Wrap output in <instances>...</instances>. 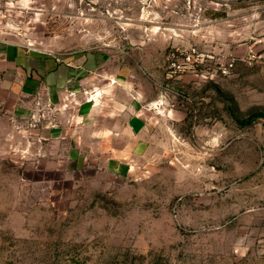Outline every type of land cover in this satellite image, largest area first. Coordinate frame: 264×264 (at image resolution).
Instances as JSON below:
<instances>
[{
  "label": "rangeland",
  "instance_id": "rangeland-1",
  "mask_svg": "<svg viewBox=\"0 0 264 264\" xmlns=\"http://www.w3.org/2000/svg\"><path fill=\"white\" fill-rule=\"evenodd\" d=\"M0 45L124 66L147 113L111 144L0 106V264H264V0H0Z\"/></svg>",
  "mask_w": 264,
  "mask_h": 264
},
{
  "label": "crops",
  "instance_id": "crops-1",
  "mask_svg": "<svg viewBox=\"0 0 264 264\" xmlns=\"http://www.w3.org/2000/svg\"><path fill=\"white\" fill-rule=\"evenodd\" d=\"M103 61L85 54L59 60L0 45V106L10 105L7 111L16 126L30 114L32 131L43 140L62 138L70 123L79 121L94 125L95 134L111 144L116 138L131 140L146 124V110L138 108L145 97L134 95L132 71L124 66L112 70ZM44 100L45 116H39ZM26 104H34L35 110Z\"/></svg>",
  "mask_w": 264,
  "mask_h": 264
},
{
  "label": "built area",
  "instance_id": "built-area-1",
  "mask_svg": "<svg viewBox=\"0 0 264 264\" xmlns=\"http://www.w3.org/2000/svg\"><path fill=\"white\" fill-rule=\"evenodd\" d=\"M201 55L195 49L189 51H176L168 56L170 74L177 77L193 67L194 63L200 62ZM232 64H230V67ZM230 67H223V73L227 74Z\"/></svg>",
  "mask_w": 264,
  "mask_h": 264
},
{
  "label": "trees",
  "instance_id": "trees-1",
  "mask_svg": "<svg viewBox=\"0 0 264 264\" xmlns=\"http://www.w3.org/2000/svg\"><path fill=\"white\" fill-rule=\"evenodd\" d=\"M75 56H79V55H75ZM45 57H49V56L45 55ZM245 124H246V123H245Z\"/></svg>",
  "mask_w": 264,
  "mask_h": 264
}]
</instances>
